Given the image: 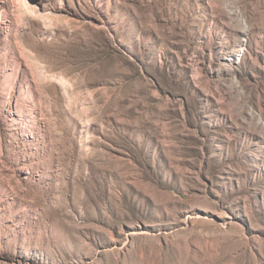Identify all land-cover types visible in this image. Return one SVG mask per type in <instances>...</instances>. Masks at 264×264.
Listing matches in <instances>:
<instances>
[{"label": "rangeland", "instance_id": "374dc122", "mask_svg": "<svg viewBox=\"0 0 264 264\" xmlns=\"http://www.w3.org/2000/svg\"><path fill=\"white\" fill-rule=\"evenodd\" d=\"M0 264H264V0H0Z\"/></svg>", "mask_w": 264, "mask_h": 264}, {"label": "bare ground", "instance_id": "6f19581e", "mask_svg": "<svg viewBox=\"0 0 264 264\" xmlns=\"http://www.w3.org/2000/svg\"><path fill=\"white\" fill-rule=\"evenodd\" d=\"M0 31L2 32V28H0Z\"/></svg>", "mask_w": 264, "mask_h": 264}]
</instances>
